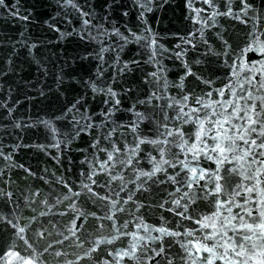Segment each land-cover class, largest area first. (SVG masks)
Segmentation results:
<instances>
[{
	"label": "water",
	"instance_id": "obj_1",
	"mask_svg": "<svg viewBox=\"0 0 264 264\" xmlns=\"http://www.w3.org/2000/svg\"><path fill=\"white\" fill-rule=\"evenodd\" d=\"M262 85L264 0H3L0 264L224 255L242 235L224 218L264 211ZM261 244L214 264H253Z\"/></svg>",
	"mask_w": 264,
	"mask_h": 264
},
{
	"label": "snow or ice",
	"instance_id": "obj_2",
	"mask_svg": "<svg viewBox=\"0 0 264 264\" xmlns=\"http://www.w3.org/2000/svg\"><path fill=\"white\" fill-rule=\"evenodd\" d=\"M3 0H0V3H2ZM262 87H264V85H262ZM251 110L253 112H256V106L252 105L251 106ZM249 120V128L246 131H250L252 133H257L258 132V128L257 127H253V125H257L258 122L256 119H254L252 116L248 117ZM228 121H223L221 123L218 124V127L223 128L225 126V124H227ZM259 134L260 135H264V124L260 125V129H259ZM204 136V132H203V125L201 126V129L198 133V140L201 139ZM225 138V139H230V137L227 136L226 133H220L219 136L216 137H212V139H216V140H220L221 138ZM239 139L241 141H243L244 144H249V146L251 147V145H255L256 144V140L255 138H253L251 141L244 139V135L241 134ZM235 143V142H233ZM258 147H264V143H261L260 145H257ZM193 149L196 150L198 149L197 145H193ZM212 152H217L218 154H220L221 156H223V154L228 151H233V148L231 146H226L220 142H217L215 144L214 147H212L211 149ZM245 155H250L249 152H245ZM259 155H264V153H259ZM242 158V157H241ZM227 159V157H224V159H221L219 162L222 164L224 163V160ZM194 174H195V170H194ZM264 175V174H262ZM203 178V175H202ZM222 179V177L217 175V180ZM257 179H259V177H257ZM223 186L219 183L216 184L215 187V191L216 193H220L222 191ZM247 191L249 192H254L255 191V187H250L247 189ZM253 202L254 203H258L261 207V209H264V199H261L259 201L255 200V197L253 198ZM227 203H231L230 201ZM247 203V201H245V204ZM225 206V202H221L218 205V208H223ZM229 212H231V208L228 209ZM245 215H247L248 217L251 218V220L249 222H244V215H241L240 213H234L231 218L225 217V221L226 223H223L221 226L222 228H228L229 226L232 227L234 233H238V234H242L239 235L238 238L235 239L234 241V237L233 236H228L227 237V241L225 244H221L219 245L220 247H223L225 249L224 255L222 256H218L215 252V248L217 247V245H212V246H207V245H202V246H197L194 245V247L197 248V251H201L203 250L204 252L207 253H211L212 254V258H208V257H202V259L206 262V264H214V261L217 259H224L228 253H233L235 256H242L243 255V251L240 250H245V244L248 241H251L253 239V236H255L257 239L264 241V211H259L257 210L255 207L251 210V211H247L245 210ZM207 219V218H206ZM240 220L241 224L239 227H236L235 225L232 224V221L234 220ZM212 227L215 228L216 225L215 223H213L212 225H203V227ZM21 232H23V228L20 229ZM247 233H251L252 235H247ZM227 235V233H221V232H213L210 233L208 235V239H214L216 236L219 235ZM234 241V242H233ZM256 245L252 246V250H253V256L257 257L256 259L253 260V264H264V244H261L260 247V251H255L256 249ZM239 249V250H237ZM253 256H249V259L252 260ZM26 264H30V262H26ZM244 264H247V261L244 262Z\"/></svg>",
	"mask_w": 264,
	"mask_h": 264
}]
</instances>
